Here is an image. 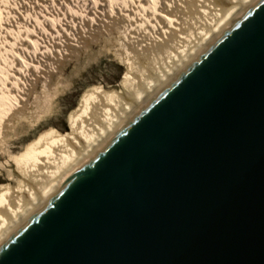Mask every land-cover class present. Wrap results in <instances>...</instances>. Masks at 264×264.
<instances>
[{"label": "water", "instance_id": "obj_1", "mask_svg": "<svg viewBox=\"0 0 264 264\" xmlns=\"http://www.w3.org/2000/svg\"><path fill=\"white\" fill-rule=\"evenodd\" d=\"M0 264H264V0L13 233Z\"/></svg>", "mask_w": 264, "mask_h": 264}, {"label": "bare ground", "instance_id": "obj_2", "mask_svg": "<svg viewBox=\"0 0 264 264\" xmlns=\"http://www.w3.org/2000/svg\"><path fill=\"white\" fill-rule=\"evenodd\" d=\"M257 1L139 0L134 11L128 10L125 13L124 10V17L117 18L115 23L113 20V24L108 23L110 25L106 31L109 33V38L113 40L117 34H120V43L122 40L125 44L122 47L126 49L124 53L129 76L115 88L100 87L90 93L84 101L83 110L73 119L71 132L68 135L55 138L43 148L28 155L12 157L1 164L10 186L0 194V247L85 163L115 137L151 99L233 26ZM101 29L102 26L99 30L96 26L95 32L88 35L92 38V35L99 34L104 38ZM90 36L85 37L82 32L79 42L83 44ZM95 36L99 38L98 35ZM69 44L71 46L72 42ZM82 44L78 47L76 45L75 51H79ZM113 44L111 43L112 46ZM19 45L21 46L20 43ZM69 49L71 50V47ZM21 60L23 67L20 70L17 66L12 67L8 75L6 69L0 65V143L5 139L7 131L13 128L14 122L30 110L28 106L32 100L36 98L37 101L39 100L41 93L38 84H31L25 78L23 70L26 60L24 61L23 58ZM59 67L61 68V64ZM54 76L48 79L47 83L45 82L48 86L53 85ZM30 86L33 91L31 93ZM33 103L34 101L32 105ZM1 148L0 146V151Z\"/></svg>", "mask_w": 264, "mask_h": 264}, {"label": "rangeland", "instance_id": "obj_3", "mask_svg": "<svg viewBox=\"0 0 264 264\" xmlns=\"http://www.w3.org/2000/svg\"><path fill=\"white\" fill-rule=\"evenodd\" d=\"M138 1L139 0H0V8L2 10L0 12V65L3 69H6L5 72L8 75V72L11 73L12 67L17 66L19 70L23 67L21 65V59L23 58L24 61L26 60L23 70L25 78L29 80L31 84H38L40 86L38 87L41 89V93L38 97L39 100L37 101V98L36 100H32V102L34 101L33 105L31 102L28 106L30 110L26 111L24 115L14 122L13 128L7 131L5 139L0 143L2 147L0 151V194L10 186V183L6 181L7 175L5 176L6 172L1 164L9 161L12 157H23L28 155L43 148L53 139L68 135L71 132L73 119L83 110L84 101L90 93L96 91L100 87L115 88L117 85L121 84L124 79L128 78L129 69L124 53L126 49L123 48L125 44L122 40V43H120V34H117L114 39L111 40L106 30L110 25L108 23L113 24V20L115 23L117 18L124 17L123 14L125 11V13H127L128 10L134 11L133 9L137 7L135 5ZM103 6L105 8H103ZM110 8H112V10ZM94 18L96 20L98 19V22ZM76 20H78L79 23L76 22ZM88 21L90 23H88ZM95 25L98 27V30L102 26L101 31L103 30L102 34L105 39L99 34H95L98 35L99 38L95 35H92L91 38V36L88 35V33L93 34L95 32ZM73 27H75L76 30L73 29ZM82 32L85 37L90 36V38L87 39L89 41L87 42L86 40L83 44L79 42ZM71 42L72 45L70 46L69 43ZM78 43L82 44V47H79V51L81 50L80 52L75 51L77 49L75 46L77 45L78 47ZM66 52H68V54ZM25 54L27 56H25ZM31 62L34 63L32 64ZM60 64L61 68L59 67ZM44 68L48 69L46 70ZM36 74L38 75L36 76ZM53 75H55V81L52 86L50 85V88V86L46 84V81L51 79ZM37 77L40 79H37ZM32 79H35V82ZM42 86L44 88H42ZM30 89V93L33 92L32 86H30ZM26 113L28 114L26 115Z\"/></svg>", "mask_w": 264, "mask_h": 264}]
</instances>
